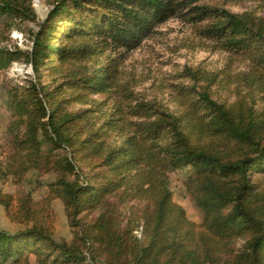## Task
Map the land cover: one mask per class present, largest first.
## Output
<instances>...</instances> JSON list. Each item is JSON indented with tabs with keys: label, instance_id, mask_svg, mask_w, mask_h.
Instances as JSON below:
<instances>
[{
	"label": "trees",
	"instance_id": "obj_1",
	"mask_svg": "<svg viewBox=\"0 0 264 264\" xmlns=\"http://www.w3.org/2000/svg\"><path fill=\"white\" fill-rule=\"evenodd\" d=\"M0 0V18L36 23L31 50L0 48V70L32 68L6 86L8 153L0 181L53 176L47 193L0 208V264H264V17L194 0ZM190 22L226 67H185L174 107L124 82L127 56L169 20ZM245 62L246 71H234ZM47 79V83L43 80ZM202 213L176 202L171 174ZM61 201L70 242L54 239Z\"/></svg>",
	"mask_w": 264,
	"mask_h": 264
},
{
	"label": "rangeland",
	"instance_id": "obj_2",
	"mask_svg": "<svg viewBox=\"0 0 264 264\" xmlns=\"http://www.w3.org/2000/svg\"><path fill=\"white\" fill-rule=\"evenodd\" d=\"M193 5H209L223 8L232 13L254 11L264 17V0H194ZM33 7L40 22H43L50 11L48 0H34ZM192 14L176 17L160 25L156 33L145 40L143 45L132 51L126 58L124 68V82L137 94L148 100L157 99L165 105L174 107V99L178 85L190 84L189 80L180 78L185 67L196 68L202 66L209 71H218L226 67L228 55L213 51L210 44L203 41L196 27L189 21ZM37 30L36 23H17L7 17L0 18V48L23 51L31 50V31ZM234 71H246L245 62H236ZM32 68L22 61L14 62L8 70H0V160L8 153L6 127L10 121V112L7 108L6 86L10 81L23 84L24 80L33 77ZM48 80L44 79L43 83ZM191 171L189 169L173 172L171 189L177 203L182 205L191 220L201 223L202 213L195 206L185 190V181ZM53 176H42L38 172L29 174L26 182L17 186L12 181H0V189L13 196H22L31 193L36 199L47 193V187L38 188L39 183L47 184ZM57 215L54 239L57 242L73 238L68 220L61 201L53 203ZM23 227L12 223L0 208V229L15 232ZM32 264L35 258L32 257ZM103 264V263H100Z\"/></svg>",
	"mask_w": 264,
	"mask_h": 264
}]
</instances>
